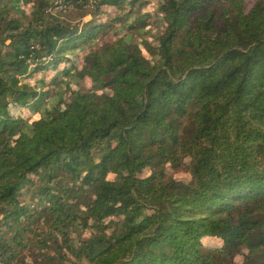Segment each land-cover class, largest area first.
Returning a JSON list of instances; mask_svg holds the SVG:
<instances>
[{"label": "trees", "instance_id": "16d2710c", "mask_svg": "<svg viewBox=\"0 0 264 264\" xmlns=\"http://www.w3.org/2000/svg\"><path fill=\"white\" fill-rule=\"evenodd\" d=\"M2 1L0 264H264V0Z\"/></svg>", "mask_w": 264, "mask_h": 264}, {"label": "rangeland", "instance_id": "374dc122", "mask_svg": "<svg viewBox=\"0 0 264 264\" xmlns=\"http://www.w3.org/2000/svg\"><path fill=\"white\" fill-rule=\"evenodd\" d=\"M8 0H3L2 3L7 2ZM146 1V0H144ZM149 1H156V0H149ZM248 7L252 6L253 3L255 2V0H246ZM93 4L96 5V3L93 0H90L89 2H87L85 5L83 6H74L72 4L66 3L65 0H56L55 2V13L60 15L62 17V19L67 22V23H78L80 25H83L85 22L92 20L93 21H108L111 20L112 17H115L116 15H118V12L116 11V9L114 7L111 6H102V8H100L99 10V15L97 16H93V12L96 10L95 7H93ZM149 11H151L154 14L153 9H148ZM22 19H25V17H23ZM107 34L104 36H102V38L98 41V44H101L103 40H108V39H114L115 37V31L112 30L110 32H106ZM102 34H99L102 35ZM83 52H81L80 57H82ZM52 73V72H49ZM47 73L44 72H38L36 75L38 77H44V75H46ZM46 79L48 80V78L46 77ZM83 87H91L92 85V81L90 79H87L83 82ZM175 177L179 178V179H189V174L185 171H178V172H174L172 173ZM42 234V232H40ZM36 235L33 238L32 243L29 246V250L26 249L25 252L28 253L27 256V262L30 264H68V261H63L60 262L56 259H53L52 256L56 253V250L58 248H56V245L54 243V241H48L47 245L45 247H43L41 245L40 239L42 237V235ZM79 233H74L73 235L75 237H78ZM59 240V239H58ZM77 240V239H76ZM61 244V241H59ZM207 242L215 245V244H220V241H217L215 239H207ZM56 248V249H55ZM243 261V256H238L236 258L235 264H241Z\"/></svg>", "mask_w": 264, "mask_h": 264}]
</instances>
